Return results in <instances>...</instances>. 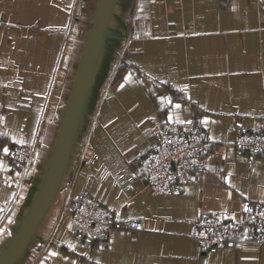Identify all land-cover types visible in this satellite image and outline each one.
<instances>
[{
	"label": "crops",
	"instance_id": "1",
	"mask_svg": "<svg viewBox=\"0 0 264 264\" xmlns=\"http://www.w3.org/2000/svg\"><path fill=\"white\" fill-rule=\"evenodd\" d=\"M99 3L0 0V264H264L241 211L264 201V155L233 141L264 115V0H109L42 202ZM169 114L200 126L203 165L155 195L142 155ZM13 143L30 146L23 169L4 158ZM84 191L142 228L85 250L69 226ZM205 213L237 223L230 247L199 249Z\"/></svg>",
	"mask_w": 264,
	"mask_h": 264
},
{
	"label": "built area",
	"instance_id": "2",
	"mask_svg": "<svg viewBox=\"0 0 264 264\" xmlns=\"http://www.w3.org/2000/svg\"><path fill=\"white\" fill-rule=\"evenodd\" d=\"M233 141L240 149L264 155V115L259 117L255 130L237 127ZM204 150L202 130L191 117L155 122L150 127L149 144L142 155L146 186L155 195L176 191L189 170L202 168ZM29 154L27 143H13L7 154L3 152L7 162L19 169L26 166ZM245 206L251 211H244ZM69 209V226L85 250L107 245L117 228L137 230L143 226L141 219L118 218L110 207L87 191L74 196ZM241 211L251 224L256 243L264 244V201L253 202L246 198L241 203ZM236 226L232 218L205 213L194 222L191 237L202 252L226 249L232 245Z\"/></svg>",
	"mask_w": 264,
	"mask_h": 264
},
{
	"label": "water",
	"instance_id": "3",
	"mask_svg": "<svg viewBox=\"0 0 264 264\" xmlns=\"http://www.w3.org/2000/svg\"><path fill=\"white\" fill-rule=\"evenodd\" d=\"M108 2H109V0H100V3H99L97 16H96L94 25L92 27V30H91V33L89 36L87 46H86L84 54L82 56L80 67H79L78 72H77V76L75 79V84H74L71 100H70V103H69V106L67 109L66 117H65L64 124H63L62 130H61V134H60L59 147H58L57 154H56L55 160H54L52 168H51L49 178H48L47 183H46L42 202L46 199L48 192L50 191V188H51L54 176H55V172H56V169L58 167V162H59L60 156L62 154L64 145H65L68 123H69L71 116H72V114L76 108L77 99L81 93V89L83 87V82H84L85 76L88 72V69H89V66L91 63L94 45H95L97 35H98L99 29H100V24L102 22V19H103L105 12H106ZM41 205L42 204H40L38 211L41 208ZM36 216H37V213L29 221L27 228L25 229L23 235L21 236L18 243L16 244L14 250L18 247V245L22 242V240L25 238V236L29 232L31 225L33 224L32 222L34 221ZM14 250H12L10 252L8 257H10V255L14 252Z\"/></svg>",
	"mask_w": 264,
	"mask_h": 264
},
{
	"label": "snow or ice",
	"instance_id": "4",
	"mask_svg": "<svg viewBox=\"0 0 264 264\" xmlns=\"http://www.w3.org/2000/svg\"><path fill=\"white\" fill-rule=\"evenodd\" d=\"M161 99H163V98H161ZM169 103H171V101H169ZM174 107L179 108V107H180V104H175ZM0 119H2V118H0ZM168 120H169V122H171V120H172V116H171V114H169ZM3 152H4L5 154H7V153H8V148H7V147H4V148H3ZM225 179L227 180V178H225ZM244 211L247 212V211H251V210H250L249 208H247V206H245V207H244ZM202 235H203V234H202ZM51 255H52V256H55V255H57V253L52 252Z\"/></svg>",
	"mask_w": 264,
	"mask_h": 264
}]
</instances>
